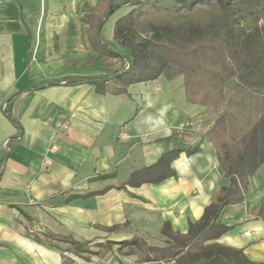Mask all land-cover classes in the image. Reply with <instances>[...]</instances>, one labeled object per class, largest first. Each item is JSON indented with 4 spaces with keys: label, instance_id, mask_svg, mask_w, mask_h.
<instances>
[{
    "label": "crops",
    "instance_id": "0c3cea01",
    "mask_svg": "<svg viewBox=\"0 0 264 264\" xmlns=\"http://www.w3.org/2000/svg\"><path fill=\"white\" fill-rule=\"evenodd\" d=\"M34 1L0 0V264H64V253L75 264H97L69 251L63 246L68 243L48 238L52 244H47L46 232L93 242L138 234L154 245L164 244L165 222L185 233L189 221L199 220L229 183L206 136L213 123L185 127L206 107L189 103L184 86L179 93L170 87L166 94L128 96L99 93L88 82L70 83L114 72L100 71L84 57L86 50L104 54L92 47L87 23L82 30L78 0ZM86 3L92 8L100 1L84 0L85 14ZM49 11L53 19L47 18ZM40 17L44 24H57V33L35 34ZM196 144L199 152L174 161L178 178L116 188L166 151ZM260 168L245 200L222 211L220 221L234 228L217 240L244 248L256 262L264 261V222L253 211L263 195L253 194L251 184L259 180ZM107 187L112 189L90 194ZM126 223L114 231L103 228ZM32 229L39 239L30 238ZM125 251L114 244L99 262L136 264L137 256Z\"/></svg>",
    "mask_w": 264,
    "mask_h": 264
},
{
    "label": "trees",
    "instance_id": "16d2710c",
    "mask_svg": "<svg viewBox=\"0 0 264 264\" xmlns=\"http://www.w3.org/2000/svg\"><path fill=\"white\" fill-rule=\"evenodd\" d=\"M99 1L97 7L91 8L87 3L84 6L88 12L83 21L89 25L92 47L106 56L126 60L127 66L101 78L70 83L88 82L102 94L130 95L133 85L156 80L175 68L184 76V89L191 104L219 107L225 98L223 84L233 79L246 91L264 94V0H123L120 4L115 0ZM123 4L130 9L115 21L113 36L127 54L105 44L101 36L107 17ZM238 123L239 117L226 108L207 130L206 136L216 147L217 160L228 174L229 183L217 191L199 220L189 221L185 233L165 222L161 229L166 237L163 245L151 244L138 234L120 241L100 242L79 240L72 234L43 235L68 243L85 260L100 257L118 244L121 252L127 249L126 255L137 256L136 264H264L250 259L244 248L217 241L234 228L220 221L222 211L245 200L250 178L264 165V102L249 126L239 128ZM200 150V144L170 149L154 164L132 171L116 188L178 178L174 161L182 153L190 156ZM112 187L90 194L104 193ZM259 202L253 213L264 222V196ZM123 226L128 227V223L103 228L114 231Z\"/></svg>",
    "mask_w": 264,
    "mask_h": 264
},
{
    "label": "rangeland",
    "instance_id": "374dc122",
    "mask_svg": "<svg viewBox=\"0 0 264 264\" xmlns=\"http://www.w3.org/2000/svg\"><path fill=\"white\" fill-rule=\"evenodd\" d=\"M38 0H35L33 3L36 4ZM65 0H62L64 2ZM78 17H80V23L82 30L87 27V24L81 21V17L85 14V11L81 9L84 0H78ZM123 0H115V3L120 4ZM98 3L96 6H98ZM130 7L127 5H120V9L113 12L110 16L107 17L105 23L103 25L101 36L103 37L104 41L108 43L112 48L119 50L125 54H127V50L118 44L116 39L113 36V29L115 25V21L121 17V15L125 14L129 11ZM67 11V10H65ZM40 13H35L38 15ZM41 15L44 16V12H41ZM35 17V16H34ZM41 18V17H40ZM47 18H54L51 14V11L47 12ZM58 29V25L55 23L45 24L42 22V18L36 21V27L33 28L35 34H56ZM83 55L86 60L89 62L90 65L97 66L100 68V71H107V72H117L122 71L123 68L127 66L126 60L113 58L110 56H105L100 53L95 54L94 51L91 52L86 50ZM66 56H68L67 51ZM95 54V55H94ZM69 58V57H68ZM69 61H74L73 58H69ZM71 62H69L70 64ZM161 77V76H160ZM165 79L162 81L160 79L151 80L150 82H141L138 83L135 87L129 90L130 95L128 96H138V95H152L154 92L156 93H167V88L172 87L174 93H179V89L184 86V76L181 73H178L175 68L168 69L164 75H162ZM158 80V81H157ZM223 89H225V98L221 102L219 107H209V108H201L199 109L192 117L189 118L188 123L185 127L192 126L194 124L198 125V127L208 128L216 119V117L223 111V109H230L232 113H235L239 117V128H245L249 126L253 120L257 117L259 113V107L264 102V94L259 93L257 91H246L241 88L236 80L226 81L223 84ZM259 175V180L254 184H251V190L254 193H259L264 196V185L259 183L260 180H264V165L260 168L257 172ZM259 184V185H258ZM262 196V197H263ZM261 197V198H262ZM259 199V201L261 200ZM258 201V204L260 203ZM257 204V205H258ZM30 232V231H29ZM38 230L32 229L30 232V238L36 240L39 239L37 234ZM45 242L47 244H52L48 238L43 236ZM42 238V239H43ZM41 239V238H40ZM64 247L68 248L69 251L72 252L71 246L69 244H63ZM74 252V251H73ZM64 264H75V260L70 258V255L64 253ZM105 258V256H104ZM99 257L93 256V260L97 264H100ZM107 264H113L112 262H108Z\"/></svg>",
    "mask_w": 264,
    "mask_h": 264
},
{
    "label": "built area",
    "instance_id": "2783aa9c",
    "mask_svg": "<svg viewBox=\"0 0 264 264\" xmlns=\"http://www.w3.org/2000/svg\"><path fill=\"white\" fill-rule=\"evenodd\" d=\"M7 145H8V142L6 143L5 146H7ZM45 162H46L47 164H50V160H48V159H47ZM30 232H32V230H31Z\"/></svg>",
    "mask_w": 264,
    "mask_h": 264
}]
</instances>
